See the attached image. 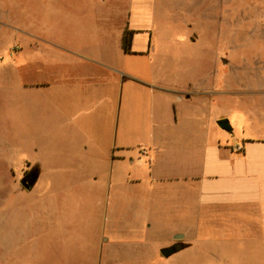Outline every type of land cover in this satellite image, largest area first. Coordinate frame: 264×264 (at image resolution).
Wrapping results in <instances>:
<instances>
[{"label":"crops","instance_id":"obj_1","mask_svg":"<svg viewBox=\"0 0 264 264\" xmlns=\"http://www.w3.org/2000/svg\"><path fill=\"white\" fill-rule=\"evenodd\" d=\"M156 2L83 0L75 16L50 0L49 22L15 28L8 132L36 169L29 190L50 178L102 191L99 264H123L127 246L149 258L130 264H264V69L220 63L212 5L194 21L205 32L152 37ZM27 168L10 177L18 190Z\"/></svg>","mask_w":264,"mask_h":264},{"label":"rangeland","instance_id":"obj_2","mask_svg":"<svg viewBox=\"0 0 264 264\" xmlns=\"http://www.w3.org/2000/svg\"><path fill=\"white\" fill-rule=\"evenodd\" d=\"M46 1L50 0H0V264H99V239L105 221L113 214L101 190L93 195L85 185L68 179L46 178L31 190H18L9 183L10 177L20 176L21 169L27 168L25 155L18 150V134L8 132L18 106L11 102L20 95L19 86L13 83L17 75L12 72L25 42L15 28L49 22L50 10L41 5ZM63 1L75 5L71 15L86 12L78 9L83 0ZM160 1L152 15V37L164 36L167 29L174 36L205 32V24L195 26L194 21L204 15L206 5H212L211 45L220 63L264 69V0H202L196 13L191 11L194 0H164V6ZM197 47L207 45L202 41ZM126 248L119 253L123 264L149 259L134 258L138 248Z\"/></svg>","mask_w":264,"mask_h":264},{"label":"water","instance_id":"obj_3","mask_svg":"<svg viewBox=\"0 0 264 264\" xmlns=\"http://www.w3.org/2000/svg\"><path fill=\"white\" fill-rule=\"evenodd\" d=\"M34 181H35V176H33L30 180H23V181H21V185L25 189L29 190L32 187ZM175 251H176L175 248L174 247H171V248H168V249H163L161 251V254L164 257H168L169 255L173 254Z\"/></svg>","mask_w":264,"mask_h":264},{"label":"trees","instance_id":"obj_4","mask_svg":"<svg viewBox=\"0 0 264 264\" xmlns=\"http://www.w3.org/2000/svg\"><path fill=\"white\" fill-rule=\"evenodd\" d=\"M131 36H132V32L130 31H125L123 34V38H122V47L123 50L125 52H129L130 51V42H131ZM35 168L32 169V173L35 172Z\"/></svg>","mask_w":264,"mask_h":264},{"label":"flooded vegetation","instance_id":"obj_5","mask_svg":"<svg viewBox=\"0 0 264 264\" xmlns=\"http://www.w3.org/2000/svg\"><path fill=\"white\" fill-rule=\"evenodd\" d=\"M34 175L31 172L25 173L22 177L23 180H30ZM23 187V186H22ZM24 188V187H23Z\"/></svg>","mask_w":264,"mask_h":264}]
</instances>
